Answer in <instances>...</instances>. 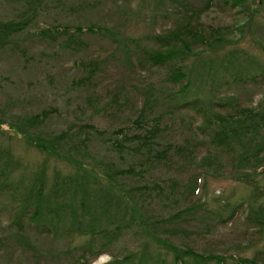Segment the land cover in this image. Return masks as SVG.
<instances>
[{
	"label": "trees",
	"instance_id": "trees-1",
	"mask_svg": "<svg viewBox=\"0 0 264 264\" xmlns=\"http://www.w3.org/2000/svg\"><path fill=\"white\" fill-rule=\"evenodd\" d=\"M162 1L114 2L119 7L122 4L116 2L126 3L131 20L135 18L133 3L141 5L138 13L148 7L155 15ZM170 1L181 2L188 19L202 12L193 11L190 0ZM212 1H207L205 9ZM231 1L233 7L250 13L245 31L264 54V35L253 26L264 0ZM7 3L17 5L19 14L0 21V64L13 58L37 63L40 58L31 55L29 39L59 45L75 55L90 49L84 37L101 36L112 42L114 52L109 57L86 54L78 59L75 66L80 77L71 82L73 89L89 91L107 72L111 58L122 61L131 75L136 68L140 72L151 67L162 70L168 86L141 87L143 103L137 118L131 126L113 131L76 121L59 131L46 130L51 119L61 116L59 107L10 123L11 130L45 157V164L25 176L24 162L11 148L0 145V201H9L12 213L0 245L7 241L13 249L22 245L41 254V238L69 245L82 240L65 251L47 252L51 257L54 251L64 254L65 260L76 264L89 263L90 258L105 253L112 257L105 264H264V245L247 258L199 252L185 244L187 238L214 234L241 211H247V224L264 233V100L256 107L248 106L236 94L239 89L264 85V60L242 47L230 48L222 39L209 40L188 19L165 34L148 35L146 43L126 36L100 17L107 0ZM64 11L71 12L74 21L65 24L58 20L61 16L53 18L55 12ZM46 15L50 23L38 26ZM59 54L58 49L49 57L53 60ZM4 83L0 78V90ZM186 111L199 115L201 125L180 139L173 138L166 117ZM6 124L0 120V128ZM202 152L214 162L212 172L240 182L250 190L248 196L225 198L212 208L192 201L190 195L199 194L203 175L182 181L184 174L171 172ZM54 161L64 165V170L54 168L50 173L47 163ZM127 237L131 242H122ZM121 242L125 245L114 253Z\"/></svg>",
	"mask_w": 264,
	"mask_h": 264
},
{
	"label": "rangeland",
	"instance_id": "rangeland-1",
	"mask_svg": "<svg viewBox=\"0 0 264 264\" xmlns=\"http://www.w3.org/2000/svg\"><path fill=\"white\" fill-rule=\"evenodd\" d=\"M114 1L117 0H107L105 10L101 12L100 17L107 20L108 27L120 28L122 34L140 38L145 43L147 41L145 37L148 35L165 34L176 27L179 28L180 24L189 18L185 16V8L181 2L163 0L164 5L155 15L149 13L150 8L148 7L138 13L141 5L133 3L135 14L132 15L135 18L130 20L129 17L127 18L128 13L125 12L126 3L116 2L122 4V7H119ZM207 1L190 0L193 11L202 12L199 16H191L187 21L203 31L209 40L222 39L224 43L229 44L228 47H242L248 53L264 60V54L251 41L249 32L247 33L244 28L248 23L250 13L244 12L241 6L233 7L231 0L229 4L224 0H213L205 9ZM144 4L148 3L144 2ZM261 9L258 13L260 18L255 19L253 26L256 32L260 31L264 35V9ZM18 14L17 5L7 3V0H0V21L17 18ZM59 16L61 17L58 20L61 23L74 21L71 12L64 11L62 14L55 12L53 18ZM41 21L42 24L38 26L50 23L51 20L46 15L41 18ZM84 41L89 43L90 49L74 55L69 54V51H64L63 47H58L59 45L29 39L28 47L31 55L40 58L37 63L27 64L20 59L13 58L0 64V78L5 81L4 87L0 90V120L7 123L0 128V145L11 148L15 156L24 162L27 166L23 171L25 176H30L37 166L44 165L45 157L38 150L29 147L21 135L11 130L8 127L10 123L16 122L26 114L40 112L49 107H59L61 116L51 119L46 125V130L59 131L66 128L70 121H76L93 125L99 130L113 131L131 126L132 121L137 118L143 103V96L139 91L141 87L152 84L156 88L165 89L168 86L162 70L151 67L140 72L136 68V73L131 75L122 61L111 58L107 72L89 91L73 89L71 82L80 77V72L75 66L78 59L86 54L87 57H109L114 52L112 42L101 36L84 37ZM58 49L60 54L52 60L49 56ZM124 68L126 71L123 70ZM50 75L53 79L47 77ZM231 92L235 93V91ZM236 94L246 105L256 107L264 100V85L259 88L249 86L243 91L239 89ZM166 119H170L172 125L170 136L177 139H180L181 135L190 134L202 122V118L193 111L182 112L179 115L166 117ZM105 151L106 149L103 152ZM196 156L185 165L182 163L181 167L176 166L171 172L174 175L184 174L181 176L182 181L189 180L198 173L203 175L199 194L195 197L190 195L192 201L205 202L212 208L225 198L231 199L235 195L239 198L248 196L250 190L246 186L229 176L220 177L211 171L214 162L206 153H198ZM55 162L47 163L50 173L54 168L64 170V165ZM66 171L68 172L67 168ZM163 171L168 172V169L164 168ZM8 204H10L9 201L4 199L0 201V237H6L7 229L10 228L12 213ZM246 215L247 211H241L232 223L219 227L214 234L187 238L185 244L194 247L199 252L234 254L251 258L264 245V233L257 232L256 228L247 224ZM130 240L131 237H127L122 242L130 243ZM122 242L114 247V253L125 245ZM80 243L82 240L69 245V242L41 238L38 240V250L44 252L38 254L22 245L15 244L16 248L13 249L14 245L5 241L0 245V264H76L73 260L70 262L67 261L68 259L65 260L67 256L64 254H56L54 251L51 257L47 252L51 249L65 251L68 246L74 247ZM111 259V254L105 253L96 259L90 258V262L85 264H105Z\"/></svg>",
	"mask_w": 264,
	"mask_h": 264
}]
</instances>
